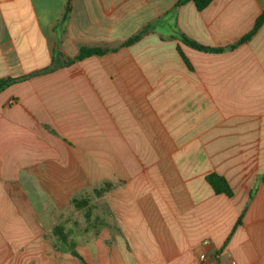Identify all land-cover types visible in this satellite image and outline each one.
I'll return each mask as SVG.
<instances>
[{
	"label": "crops",
	"instance_id": "0c3cea01",
	"mask_svg": "<svg viewBox=\"0 0 264 264\" xmlns=\"http://www.w3.org/2000/svg\"><path fill=\"white\" fill-rule=\"evenodd\" d=\"M178 1L0 0V264H264V0Z\"/></svg>",
	"mask_w": 264,
	"mask_h": 264
},
{
	"label": "trees",
	"instance_id": "16d2710c",
	"mask_svg": "<svg viewBox=\"0 0 264 264\" xmlns=\"http://www.w3.org/2000/svg\"><path fill=\"white\" fill-rule=\"evenodd\" d=\"M186 1H192L195 5V7L198 10H202L204 9L212 0H179L177 5L186 2ZM264 22V10L259 14V16L256 18L253 28L250 30L249 33H247L246 35H244L243 37H241L236 44L238 43H242L247 41L256 31L257 29L260 27V25ZM143 33V31H141L140 33L130 37L128 40H126L124 42V44H129L135 40L138 39V37ZM181 42H183L184 44L198 49V50H219L216 48H211V47H206L203 46L201 44L196 43L195 41H192L184 36H181ZM234 46V45H232ZM107 49L106 48H100V47H81L77 53L76 56H74L73 58L68 59L65 64H69L75 60H79L82 59L84 57L90 56V55H96V54H102L104 52H106ZM178 52L180 53V55L182 56V58L185 60V57L183 55V53L181 52V49L178 47ZM16 78H11V77H7V78H0V92L2 90H4L7 86H9L10 84H12L13 82H15ZM206 180L207 182L211 185V187L213 188L215 193H224L228 196L232 195V191L227 183V181L225 180L224 177L216 174V173H210L206 176ZM112 186V183L110 182H106L104 183L103 187H100L98 189H95V194L97 196H100L102 192H105L106 190H108L110 187ZM78 206L83 207L85 204L84 200H78L77 201ZM89 216V213L87 214ZM52 233L55 234L58 237L57 243L56 244H60L62 246V250L69 252L71 255L77 257L82 264H85L83 258L77 253L76 249H75V243L73 241H69L67 238V235L64 232V227H63V223H59L57 225H55L52 229ZM56 244H53L55 249H59L57 247Z\"/></svg>",
	"mask_w": 264,
	"mask_h": 264
},
{
	"label": "rangeland",
	"instance_id": "374dc122",
	"mask_svg": "<svg viewBox=\"0 0 264 264\" xmlns=\"http://www.w3.org/2000/svg\"><path fill=\"white\" fill-rule=\"evenodd\" d=\"M94 207H95V208H96V207L99 208V204H98V203H95V204H94ZM83 211H84V210H83ZM83 216H84V215H83ZM83 216H82V215H78V216H77V219H79V218L81 219Z\"/></svg>",
	"mask_w": 264,
	"mask_h": 264
},
{
	"label": "built area",
	"instance_id": "2783aa9c",
	"mask_svg": "<svg viewBox=\"0 0 264 264\" xmlns=\"http://www.w3.org/2000/svg\"><path fill=\"white\" fill-rule=\"evenodd\" d=\"M12 102V101H11ZM233 264H235V262H233Z\"/></svg>",
	"mask_w": 264,
	"mask_h": 264
}]
</instances>
